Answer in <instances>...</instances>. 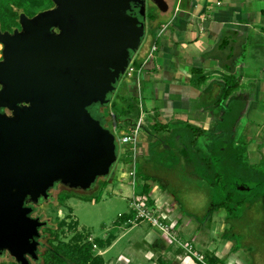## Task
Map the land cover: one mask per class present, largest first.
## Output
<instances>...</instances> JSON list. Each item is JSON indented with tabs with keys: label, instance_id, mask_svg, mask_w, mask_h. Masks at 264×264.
Returning <instances> with one entry per match:
<instances>
[{
	"label": "water",
	"instance_id": "95a60500",
	"mask_svg": "<svg viewBox=\"0 0 264 264\" xmlns=\"http://www.w3.org/2000/svg\"><path fill=\"white\" fill-rule=\"evenodd\" d=\"M51 1L21 30L0 29V258L17 264L39 259L48 223L33 213L51 190L90 192L111 175L117 140L90 109L112 104L147 34V0Z\"/></svg>",
	"mask_w": 264,
	"mask_h": 264
},
{
	"label": "crops",
	"instance_id": "0c3cea01",
	"mask_svg": "<svg viewBox=\"0 0 264 264\" xmlns=\"http://www.w3.org/2000/svg\"><path fill=\"white\" fill-rule=\"evenodd\" d=\"M150 28L152 42L137 62L146 60L154 44L155 58L139 81L122 80L123 98L138 104L139 115L119 123L131 127L142 115L148 121L138 157L148 163L153 153L174 154L180 164L195 165L192 154L222 139L226 145L245 148L250 165H262L264 0H178L174 14L157 25L152 22ZM106 120L110 127L111 115ZM156 123L163 127L160 131ZM193 128L200 136L192 133L197 140L191 154L182 136ZM206 255L222 259L208 251Z\"/></svg>",
	"mask_w": 264,
	"mask_h": 264
},
{
	"label": "rangeland",
	"instance_id": "374dc122",
	"mask_svg": "<svg viewBox=\"0 0 264 264\" xmlns=\"http://www.w3.org/2000/svg\"><path fill=\"white\" fill-rule=\"evenodd\" d=\"M165 1L168 5L167 11L160 10L153 0H147V34L140 50L134 55L135 61L141 59V53L152 42L151 23L157 25L163 20L167 21L174 14L178 0ZM15 2L22 5L21 0ZM48 7L49 2H45L41 8L38 6L33 12ZM15 9L17 10V7ZM0 46H2L1 51L3 45ZM123 80L125 81V78ZM123 86L122 81L112 102L121 93ZM142 98L146 101L147 93H144ZM108 108L105 111L110 118ZM146 121L145 129L148 123ZM129 128V124L122 122L114 132L119 148L118 161L108 178L100 179L90 192L71 190L59 184L51 190L50 200L39 207L38 213L41 214L39 215L42 216V221L47 222L50 227L42 230L45 236L43 242L47 243V248L52 247L50 240H54L55 237H59L54 243L57 247L60 242L74 245L83 234L86 239L89 235L95 239L98 249L94 254L103 258L106 264H205L211 256L206 255L204 263L200 262L199 258L201 255L205 256L207 251L208 254H218L225 264H250L251 259L254 260V264H264V236L260 234L262 226L258 220L261 219V211L256 208L251 209L247 223L242 219L233 223L236 225V231L241 233L242 245L241 250L235 253L234 243L224 238L225 230L230 228V224L226 222L228 213L224 209L215 207L214 203H217L215 193L207 181L201 179L198 168L194 164L187 167L182 166L185 164H177L175 158L178 157L177 155L170 157L167 156L168 154L153 153L150 159L154 161L148 160L147 163V158L141 157L136 165L140 174L149 177L148 181L143 177L139 178L141 182L137 192L142 191L144 184L150 187L146 195L143 193L142 196L141 194L137 196L145 201L148 200L150 205H154L157 209L165 202L170 204L173 214L167 221L170 225L176 223L172 230L176 241H170L168 238L170 246L167 247L162 240L166 237L152 229L148 223L134 225L129 224L128 219L120 220L121 215L130 213V205L134 201L130 181L122 178L123 173L130 170L131 162L129 156L125 157L129 154L125 152L128 147L123 146L120 139L128 133ZM143 135L145 130L141 131V136ZM201 148L199 156L212 157L210 147L203 145ZM64 194H67V200L62 204L61 197ZM36 216L34 213L33 217L37 218ZM84 240H81V244ZM85 242L88 243L86 240ZM100 243H104L102 248ZM43 259L47 263L49 258L44 256ZM52 260L55 264H60L57 257Z\"/></svg>",
	"mask_w": 264,
	"mask_h": 264
},
{
	"label": "trees",
	"instance_id": "16d2710c",
	"mask_svg": "<svg viewBox=\"0 0 264 264\" xmlns=\"http://www.w3.org/2000/svg\"><path fill=\"white\" fill-rule=\"evenodd\" d=\"M22 5L15 0H0V28L2 31H13L20 27V17L25 14L27 17H34L37 14L44 12L45 9H39L38 12H33V10L39 6L44 5L45 2H50V0H21ZM16 4V5H15ZM17 7V10L15 9ZM23 11V13H20ZM134 58V55H133ZM136 66H140L137 61H135ZM124 92L120 93L112 102L111 107L108 108L109 113L112 112L119 122L122 118L134 119L135 116L139 115L138 104L134 100L126 101L124 100ZM103 124L106 122L107 115H103ZM139 118V117H138ZM130 121V120H129ZM128 121V122H129ZM132 122V121H131ZM112 125V124H111ZM156 130H161L163 127L156 123L154 125ZM192 131H187L188 135H183L182 138L185 142L188 151L192 154L196 144V135L200 136L199 129H191ZM196 133L193 138V134ZM221 144V145H219ZM211 156L201 157L198 155L192 156L195 158V167L198 168L199 175L201 179H205L213 193L217 198V203L215 207L218 209H224L228 213L226 219L227 224H230V228L225 230L224 238L229 242H233V251L235 253L241 250V233L236 231V225L239 219L243 222H248L249 212L251 209H258L261 211L260 225L262 229L260 234L264 236V163L261 165L263 167L254 168L246 160L245 154L246 149L242 147H234L233 145H226L222 139H216L210 146ZM200 152V151H199ZM176 155L173 154V157ZM177 164H180L178 157ZM170 159V158H169ZM194 164V163H193ZM178 166V165H177ZM181 166V165H180ZM187 167L188 165H182ZM194 166V165H192ZM142 172V171H141ZM138 178L148 181L149 177L137 170ZM240 187H245L248 190L241 191ZM150 187L143 185L142 194L145 195L149 192ZM67 194L61 197V203L66 202ZM174 196V194H172ZM263 213V214H262ZM248 215V216H246ZM251 219H257L250 217ZM129 219L126 215L121 218V221ZM64 226H61L63 228ZM82 237L74 245L69 243L60 242L56 247L54 243L59 239L55 237L54 240H50L52 243L50 246L53 249L48 251L46 255L49 259L46 264H55L52 258L57 257L60 264H106L103 258L94 254L93 246L86 243L85 236L81 234ZM83 244H81V240ZM104 243H100L102 248ZM206 258V257H204ZM225 262L215 256L208 257L205 264H220ZM254 264V260L251 259V263Z\"/></svg>",
	"mask_w": 264,
	"mask_h": 264
},
{
	"label": "built area",
	"instance_id": "2783aa9c",
	"mask_svg": "<svg viewBox=\"0 0 264 264\" xmlns=\"http://www.w3.org/2000/svg\"><path fill=\"white\" fill-rule=\"evenodd\" d=\"M169 24L163 25L161 28V34L167 29ZM158 51V47L156 44L151 46L150 53L146 60L140 65H135V60L133 58L132 62L130 63L129 67L126 70L125 81H139L141 76L143 75L144 69L149 62H152L155 58L156 52ZM2 50L0 51V59L2 58ZM111 120L113 121L110 128L112 129L113 133L116 131L119 122L116 121V118L113 113H111ZM145 130V118L142 115L138 118L136 123L129 128L128 133H125L123 137L120 139V143L123 146L128 147L125 150L126 153H129L125 157L130 158V170L125 171L123 173L122 178H127L132 187H133V199L134 201L130 205V213L126 216L129 218L127 221L129 224H141V223H148L152 229L159 232L163 236H165L167 240H164V244H167V247L170 246V241H176L172 230L176 226V223L170 225L167 220H169L173 214V209L168 202H165L162 206H159L158 209L154 205H150V202L140 199L137 194H141L142 191L137 192V187L140 185L139 183L141 180L138 178L137 174V162H138V153H139V139L141 137V131ZM143 183V182H142ZM125 214L121 215L120 218H124ZM174 220V219H172ZM168 238L170 241H168ZM86 241L93 246L94 252L98 249V245L95 243V239L92 238L90 235L87 236ZM167 241V242H166ZM166 247V248H167ZM101 254V253H100ZM99 254V255H100ZM199 261L204 263V256L201 255Z\"/></svg>",
	"mask_w": 264,
	"mask_h": 264
},
{
	"label": "flooded vegetation",
	"instance_id": "af4514ba",
	"mask_svg": "<svg viewBox=\"0 0 264 264\" xmlns=\"http://www.w3.org/2000/svg\"><path fill=\"white\" fill-rule=\"evenodd\" d=\"M55 7V4L50 0V2H49V7L45 10V11H47V10H50V9H52V8H54ZM134 16H139V11H138V9L136 10H134L133 11V13H132ZM35 17V16H34ZM29 18H33V17H29ZM1 29V28H0ZM16 30H21V25H20V27L19 28H17V29H14L13 31H2L3 33H6V32H10V33H14ZM0 48L2 49V46H0ZM2 52H3V50H2ZM2 59V58H1ZM0 59V60H1ZM106 108H102V107H99V106H94V107H92L91 109H90V111H91V113L93 114V116L95 117V118H97V119H99L101 122H103V118H102V116H103V114H104V110H105ZM1 112H3V113H8V114H11L10 113V111L9 110H7V109H3V110H1ZM104 125L105 126H109L108 125V123H107V120H106V122L104 123ZM58 186V185H57ZM56 186V187H57ZM69 189V188H68ZM45 201H41V203L35 208V210H34V213H35V215H37L36 217L37 218H41V220H42V216H40L41 214L40 213H38V212H40V206L42 205V203H44ZM36 212L38 213V214H36ZM34 213H33V215H34ZM40 214V215H39ZM47 227H48V225H47ZM48 228H50V227H48ZM41 233H42V231H41ZM44 234L42 233V237H41V239H40V247H39V251H38V254H39V259L38 260H36V261H34V260H31V264H46L45 263V261H44V259H43V257L44 256H46L47 254H48V251H52L53 249L50 247V248H47V243H44L43 242V239H44ZM2 261V262H1ZM0 264H17L16 263V261H15V259L13 258V257H11V255L8 253V252H5L4 254H3V256H1V258H0Z\"/></svg>",
	"mask_w": 264,
	"mask_h": 264
}]
</instances>
